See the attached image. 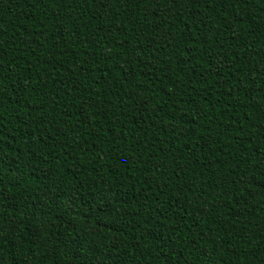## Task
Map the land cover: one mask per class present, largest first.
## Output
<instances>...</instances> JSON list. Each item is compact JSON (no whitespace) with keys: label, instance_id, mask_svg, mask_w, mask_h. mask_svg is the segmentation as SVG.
<instances>
[{"label":"trees","instance_id":"obj_1","mask_svg":"<svg viewBox=\"0 0 264 264\" xmlns=\"http://www.w3.org/2000/svg\"><path fill=\"white\" fill-rule=\"evenodd\" d=\"M0 264H264V0H0Z\"/></svg>","mask_w":264,"mask_h":264}]
</instances>
